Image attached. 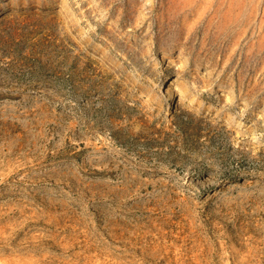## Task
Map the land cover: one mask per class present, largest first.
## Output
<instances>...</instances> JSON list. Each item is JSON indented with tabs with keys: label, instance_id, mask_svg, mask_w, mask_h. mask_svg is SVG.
<instances>
[{
	"label": "rangeland",
	"instance_id": "obj_1",
	"mask_svg": "<svg viewBox=\"0 0 264 264\" xmlns=\"http://www.w3.org/2000/svg\"><path fill=\"white\" fill-rule=\"evenodd\" d=\"M0 264H264V0H0Z\"/></svg>",
	"mask_w": 264,
	"mask_h": 264
},
{
	"label": "trees",
	"instance_id": "obj_2",
	"mask_svg": "<svg viewBox=\"0 0 264 264\" xmlns=\"http://www.w3.org/2000/svg\"><path fill=\"white\" fill-rule=\"evenodd\" d=\"M16 34L13 32V33H10L8 36H5L4 39L0 40V45L2 46H10V45H13L11 44L14 39H15V36Z\"/></svg>",
	"mask_w": 264,
	"mask_h": 264
}]
</instances>
